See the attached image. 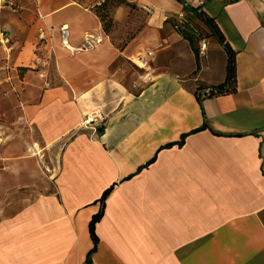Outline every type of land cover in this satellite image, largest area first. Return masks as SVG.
<instances>
[{
  "label": "crops",
  "instance_id": "1",
  "mask_svg": "<svg viewBox=\"0 0 264 264\" xmlns=\"http://www.w3.org/2000/svg\"><path fill=\"white\" fill-rule=\"evenodd\" d=\"M18 1V15L0 8V73L18 93L0 152V264H88L101 210L93 264H264V0H185L236 54V92L202 106L196 91L225 83L228 54L216 37L195 54L169 23L180 1L126 0L153 12L124 50L89 3ZM63 26L73 48L87 33L102 43L73 54Z\"/></svg>",
  "mask_w": 264,
  "mask_h": 264
},
{
  "label": "trees",
  "instance_id": "2",
  "mask_svg": "<svg viewBox=\"0 0 264 264\" xmlns=\"http://www.w3.org/2000/svg\"><path fill=\"white\" fill-rule=\"evenodd\" d=\"M78 1H80L81 3H89L93 6L95 13L97 14V16L99 17V19L101 21L103 33L108 38L110 37L109 36V25L113 22V18L111 17V9H110L111 6H113L114 8H120V7L125 6V7H129L132 9L134 8V9L140 10V8H138L135 5H132L131 3L127 2L126 0H102V1L101 0H78ZM184 11L187 14H189V15L197 18L199 21H201L209 29L210 37H216L228 54L227 75H226L225 83H223L221 85H217V86H211L208 88L199 87L197 89L196 95H197L198 100L200 101V104L202 106V102L207 98H215V97H218L221 95H226V94L236 92V90H237V87H236V61H235L236 54H235L234 50L232 49V47L227 42V40L225 39V37L223 36L220 29L218 28V26L215 22V19H213L205 11H203L201 7H194L192 10L184 7ZM183 15H184V13H183ZM177 19H178V15L175 17L174 28H175V26H177V29L176 28L175 29L182 35V37L185 40H187L190 43L192 50L195 52V54L197 56H199L200 50H199V47L197 45L198 40L196 38V33L194 32V30L192 28L189 27L188 21H187L185 15H184V18L181 20V23H177ZM135 37L136 36L133 35L130 38L129 42H126V44H123L121 46L116 45L112 38H111V40L117 48L124 50V48H126V46ZM203 114L205 117V126L203 128L205 129V128H208L209 126H208L207 121H206V115L204 113V110H203ZM184 141H185V137L183 138L182 142H180V144H183ZM111 190H112V187L110 189H108L107 191H105L104 194L102 195V198L100 199L102 204L105 203L106 198L109 195V193L111 192ZM102 215H103V210H101L97 215H95L93 217V219L91 220L90 225H89V231H90L91 238L94 242V247L89 252V254L87 256L86 261L88 264H93L91 257L93 255V253L96 251L97 244H98V238L96 236L95 229H96V224L101 220Z\"/></svg>",
  "mask_w": 264,
  "mask_h": 264
},
{
  "label": "rangeland",
  "instance_id": "3",
  "mask_svg": "<svg viewBox=\"0 0 264 264\" xmlns=\"http://www.w3.org/2000/svg\"><path fill=\"white\" fill-rule=\"evenodd\" d=\"M31 2L34 5H37L36 0H31ZM4 7L8 6L11 8V11H13L16 15H18L20 10V3L18 0H4L2 3V6ZM124 7V6H123ZM4 9V8H3ZM111 9V17L113 18V22L109 25V39H113L116 45H123L126 44V42L130 41V38L135 35L138 36V34L145 28L147 25V20L149 14H147L144 9H132L128 7V12L123 15L122 18L120 14H118V8H114L113 6L110 7ZM3 11V10H2ZM190 28L194 30L196 33V38L198 40V47L201 51V48L204 44L208 43V38L210 37V31L209 29L197 18L187 14L184 10L183 12ZM119 15V17H118ZM170 25L172 28H174V21L175 18H171L169 20ZM176 30V29H175ZM212 43H209V51H214L218 45H220L217 42V39L215 37H212ZM135 59V58H134ZM137 60V59H136ZM3 62V61H2ZM131 67L133 68V71L135 72H141L143 69H140L137 64L130 62ZM0 73V137L4 139L3 143L0 145V152H4L5 148L8 144L12 143L11 138L9 137V130H7L6 123L8 121V117L6 116L7 113H10L13 111V105L11 103L12 96L18 94L15 93V91H12V87L10 84H6V82H3V75ZM17 96V95H16ZM17 140L16 144H19L20 139L22 136L20 133L16 136ZM42 168L46 171L47 169L42 166ZM45 192H51V189H49V185H45Z\"/></svg>",
  "mask_w": 264,
  "mask_h": 264
},
{
  "label": "built area",
  "instance_id": "4",
  "mask_svg": "<svg viewBox=\"0 0 264 264\" xmlns=\"http://www.w3.org/2000/svg\"><path fill=\"white\" fill-rule=\"evenodd\" d=\"M4 0H0V8L2 7V3ZM200 6L204 4V0H199ZM147 14H152L153 9L151 7H146L144 10ZM184 18L183 13L178 15L177 23H181V20ZM177 29V26H175ZM70 37H71V32L70 29L66 26H63L60 28V39H61V46L68 49L71 53H77V52H83V51H92L96 49L101 43H102V38L99 34L97 33H87L84 36L83 42L80 47L78 48H73L70 45ZM40 40H43L45 38L43 33H40L39 35ZM204 53V48L202 46L201 48V54ZM149 57L153 56V52H148L147 54ZM137 64L143 68L148 67L149 63L146 59H140ZM40 78H45L44 73H40ZM49 83L46 84V87H49Z\"/></svg>",
  "mask_w": 264,
  "mask_h": 264
},
{
  "label": "water",
  "instance_id": "5",
  "mask_svg": "<svg viewBox=\"0 0 264 264\" xmlns=\"http://www.w3.org/2000/svg\"><path fill=\"white\" fill-rule=\"evenodd\" d=\"M182 3V5L188 9H193V7H191L185 0H178Z\"/></svg>",
  "mask_w": 264,
  "mask_h": 264
},
{
  "label": "bare ground",
  "instance_id": "6",
  "mask_svg": "<svg viewBox=\"0 0 264 264\" xmlns=\"http://www.w3.org/2000/svg\"><path fill=\"white\" fill-rule=\"evenodd\" d=\"M136 64H137V63H136ZM92 119H93V116H90V117H89V120H88V123H89V122H92Z\"/></svg>",
  "mask_w": 264,
  "mask_h": 264
}]
</instances>
